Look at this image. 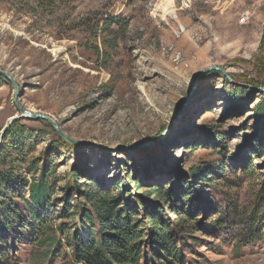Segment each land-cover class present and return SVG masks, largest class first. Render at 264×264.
Returning <instances> with one entry per match:
<instances>
[{
  "label": "rangeland",
  "instance_id": "374dc122",
  "mask_svg": "<svg viewBox=\"0 0 264 264\" xmlns=\"http://www.w3.org/2000/svg\"><path fill=\"white\" fill-rule=\"evenodd\" d=\"M210 67L233 81L213 69L195 87ZM0 71L18 87L0 73V261L71 264L85 185L121 189L130 208L179 185L198 220L224 226L195 232L185 259L264 264V0H0ZM17 93L79 143L23 115Z\"/></svg>",
  "mask_w": 264,
  "mask_h": 264
},
{
  "label": "trees",
  "instance_id": "16d2710c",
  "mask_svg": "<svg viewBox=\"0 0 264 264\" xmlns=\"http://www.w3.org/2000/svg\"><path fill=\"white\" fill-rule=\"evenodd\" d=\"M240 92L238 89L230 90V100L233 103L237 101L236 94ZM257 118L260 125L262 124V131L264 99L257 105ZM262 132L259 141L262 135L264 138V131ZM72 177L76 178L77 174L72 173ZM46 179L47 177L43 175L41 181L30 185L32 201L30 207L34 211L33 215L39 213L37 207L44 206L43 198L50 192V184ZM182 189L179 185L167 190L164 186L153 185L149 195L154 194V197L136 195L134 196V201H137L136 207L130 208L133 201L121 189H118L117 194H113L110 190L102 191L94 186L85 185L83 190H79L81 199L77 201L75 208L88 227V236L85 238L83 234L84 238H81L75 232L72 238L68 239L72 246L71 264H172V261L177 262L180 257L182 263L188 261L191 264L193 261L191 255L188 260L185 259V255L193 254V247L195 245L198 247L202 243L194 233L201 229L215 232L218 225H221L222 229L224 226L223 220H217L212 224L204 223L203 219L198 220L200 206L203 205L196 207L188 200L183 201L180 197L184 195L181 193ZM168 201L172 204L165 209L163 205ZM175 201L180 204L184 202L185 211L183 215L172 218L170 214L171 211L175 212ZM138 207L141 209L140 212ZM0 228L10 230L11 226L6 224ZM0 254H3L1 250ZM173 258L175 260H172ZM0 264L10 263L0 261Z\"/></svg>",
  "mask_w": 264,
  "mask_h": 264
},
{
  "label": "water",
  "instance_id": "95a60500",
  "mask_svg": "<svg viewBox=\"0 0 264 264\" xmlns=\"http://www.w3.org/2000/svg\"><path fill=\"white\" fill-rule=\"evenodd\" d=\"M213 69H216V70H220V71H222V73H223L226 77H228L229 79H231V80L233 81V79H232L231 76L227 73L226 70L221 69V68H219V67H210V68H208V69H206V70H203V71H201V72H199V73L197 74V76H196V78H195V82H194L195 87H196V85L198 84V82H199V80L201 79V77L204 76L206 73L210 72V71L213 70ZM0 73L4 74L6 77H8V78H9V79L15 84V80H14L10 75H8L7 73H5V72H3V71H0ZM15 88H16V90H17V92H18V87H17L16 84H15ZM259 89L264 91V88H259ZM18 98H19V93H17V103H18L19 108H20V110L22 111L23 115H28V116H30V117H32V118H35V119H36V118H44V119H47V120H49V121H50V122H51V123L57 128V130L59 131V133H60L63 137H65L67 140H69L70 142H72V143H74V144L79 143L78 141H76V140H74V139H71L70 137H67V136H66V135L60 130L59 126H58L53 120H51L48 116H46L45 114L32 113V112H30V111H27V110L23 109V107H22V106L20 105V103H19Z\"/></svg>",
  "mask_w": 264,
  "mask_h": 264
}]
</instances>
